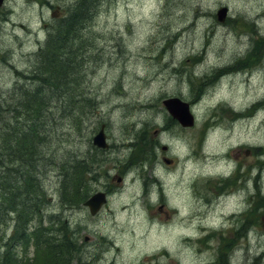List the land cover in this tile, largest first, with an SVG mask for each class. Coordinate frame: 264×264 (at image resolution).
<instances>
[{"label": "rangeland", "instance_id": "rangeland-1", "mask_svg": "<svg viewBox=\"0 0 264 264\" xmlns=\"http://www.w3.org/2000/svg\"><path fill=\"white\" fill-rule=\"evenodd\" d=\"M48 1L0 7V105L16 87L39 85L29 76L60 22L52 14L63 11L69 21L79 0H51L52 8ZM95 3L76 39L87 44L84 55L69 66L80 69L76 86L53 104L41 147V214L75 230L80 250L72 264H211L220 255L229 264H264V158L253 178L254 152L264 151V0ZM73 91L86 105L75 116L63 109ZM168 97L190 102L195 123L172 117ZM101 124L110 150L89 160L81 189L110 195L92 214L62 202L59 173L68 153L85 160ZM5 217L7 241L15 217Z\"/></svg>", "mask_w": 264, "mask_h": 264}, {"label": "trees", "instance_id": "trees-1", "mask_svg": "<svg viewBox=\"0 0 264 264\" xmlns=\"http://www.w3.org/2000/svg\"><path fill=\"white\" fill-rule=\"evenodd\" d=\"M95 2L79 0L77 13L70 10L68 13L73 17L71 15L69 21L61 19L68 23L64 32L56 29L51 41L41 48L35 62V70L39 71L29 76L36 82L40 81L39 85L32 89L16 87L18 92L12 94L11 100L0 105V167L3 168L0 172V224L5 222L8 213L15 217V228L7 241H4L7 228L0 231V264H72L80 250L75 230L65 219L60 216L45 219L41 214L45 208L41 147L51 134L49 125L55 119L53 104L61 105L60 96L63 98L65 89L76 83L80 69L71 70L70 67L84 55L87 45L76 39L96 6ZM59 35L60 40L56 41ZM77 95L73 91L71 102L63 108L67 115L72 110L74 112L76 100L77 112L81 113L80 107L86 106L79 103L82 98ZM136 157L141 156L138 153ZM93 159L91 156L84 161L77 160L76 153L72 152L61 163L60 191L65 205H79L88 195L89 189H81V186L86 185L84 182L89 179L87 172ZM59 163L58 160L52 166L59 168ZM211 264H229V260L220 255Z\"/></svg>", "mask_w": 264, "mask_h": 264}, {"label": "water", "instance_id": "water-1", "mask_svg": "<svg viewBox=\"0 0 264 264\" xmlns=\"http://www.w3.org/2000/svg\"><path fill=\"white\" fill-rule=\"evenodd\" d=\"M3 0H0V5H2ZM227 13V8H222L219 10V19H223V15ZM164 103L170 110V112L178 118L184 125H192L194 123V116L190 112L189 103L181 100L178 97H173L171 99L165 100ZM95 143L99 146L105 147V135L103 130L95 137ZM105 193H97L91 197L86 203L90 206L91 212L96 213L101 205L106 202Z\"/></svg>", "mask_w": 264, "mask_h": 264}, {"label": "bare ground", "instance_id": "bare-ground-1", "mask_svg": "<svg viewBox=\"0 0 264 264\" xmlns=\"http://www.w3.org/2000/svg\"><path fill=\"white\" fill-rule=\"evenodd\" d=\"M77 2V1H76ZM74 4V3H73ZM71 7H73V10L74 9H77V5H76V3L74 4V6H71ZM87 8V7H86ZM76 13H77V10L75 11ZM54 29H53V31L51 32V34L48 36V37H46V39H45V41H44V43H49V41H51V39H50V37L52 36L53 37V34L56 32V29H59L60 31H63V28L64 27H66L67 25H66V22H63V21H60L59 23H56L55 25L53 24V25H51ZM32 32V31H31ZM64 32V31H63ZM57 35V34H56ZM60 40V35H59V39H57L56 41H59ZM157 41V40H156ZM35 42V41H34ZM91 43V42H90ZM45 46V45H44ZM43 46H40V50H41V48H42ZM66 47V46H65ZM87 52V51H86ZM81 53V52H80ZM92 58V57H91ZM253 59V58H252ZM166 62V61H165ZM153 65V64H152ZM226 65H228V64H225L224 66H226ZM224 66H222V67H224ZM264 66V65H263ZM161 69V68H160ZM178 70H179V68H178ZM214 72V71H213ZM180 73V72H179ZM181 74V73H180ZM204 77V76H203ZM196 78V77H195ZM200 78V77H199ZM239 78V77H238ZM29 79V78H28ZM222 80V79H221ZM220 80V81H221ZM27 81V80H26ZM34 81V80H33ZM32 81V82H33ZM185 81H187L186 80V78H185ZM184 81V82H185ZM203 81V80H202ZM220 81H219V83H220ZM183 82V83H184ZM205 83V82H204ZM218 83V84H219ZM26 84H27V82H26ZM201 84V83H200ZM29 85V84H28ZM202 93H204V92H202ZM196 101V100H195ZM146 106V105H145ZM140 109V108H139ZM143 109H145V108H143ZM136 110V109H135ZM72 113L74 114V116L75 115H77V100H76V103H75V108H74V112H73V110H72ZM247 116V115H246ZM125 119V118H124ZM88 122V121H87ZM111 123V122H110ZM88 124V123H87ZM95 128V127H94ZM115 145V144H114ZM118 146V145H117ZM94 152V153H93ZM76 153V152H75ZM77 154V153H76ZM91 156H93V158H94V160L95 161H99L100 160V153L98 152V151H96L94 148H93V146H91L90 148H89V150L87 151V153H86V155H85V158H89V157H91ZM77 157L79 158L80 157V154H77ZM84 158V159H85ZM35 164V163H34ZM124 165V164H123ZM3 170V168L1 167V171ZM60 177V176H59ZM4 191V190H3ZM3 194V193H2ZM43 225H46V224H43ZM102 253H103V251H102Z\"/></svg>", "mask_w": 264, "mask_h": 264}, {"label": "flooded vegetation", "instance_id": "flooded-vegetation-1", "mask_svg": "<svg viewBox=\"0 0 264 264\" xmlns=\"http://www.w3.org/2000/svg\"><path fill=\"white\" fill-rule=\"evenodd\" d=\"M48 4L50 5V8H52L53 7V4H52V2L51 1H49L48 2ZM62 13H63V11H59V10H57V11H55V12H53V14H52V17H56L57 16V18H56V20H58V21H60L61 19H62ZM46 23L45 24H48L47 22L48 21H45ZM59 23V22H58ZM216 73L217 72H214L213 73V75L215 74L216 75ZM212 75V76H213ZM215 75L212 77V80L214 79V77H215ZM218 76V75H217ZM219 77V76H218ZM264 158V151H262V150H259V149H257V151L256 152H254V161H253V169H254V172H255V174H253V178H255L256 177V174L258 173V165H259V163H260V161H262V159ZM234 171H237V170H234ZM250 175H251V173H250ZM252 178V177H251ZM253 180V179H252ZM254 181V180H253ZM106 192H107V194L109 193L110 194V192H109V190H108V188H106V189H104ZM256 192H257V190H255L254 191V195H256Z\"/></svg>", "mask_w": 264, "mask_h": 264}]
</instances>
